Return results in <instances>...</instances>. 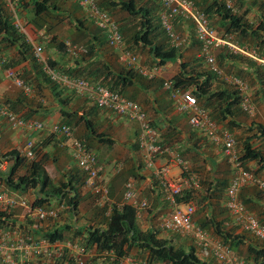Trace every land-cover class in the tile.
<instances>
[{
    "label": "trees",
    "instance_id": "16d2710c",
    "mask_svg": "<svg viewBox=\"0 0 264 264\" xmlns=\"http://www.w3.org/2000/svg\"><path fill=\"white\" fill-rule=\"evenodd\" d=\"M154 1L156 2L153 3V5L155 4L154 6L151 5V3L150 7L147 6L145 8L142 6L138 7L134 0H121L114 2L111 6L108 4L100 5L97 0L96 3L103 12L111 17L113 10H118L125 14L126 19L122 23H117L115 21L122 35L123 42H128L130 47L145 51L147 56H151V66L162 68L167 64H178L179 72L172 78L173 88L183 92H191L196 98L197 105L207 111L210 120L215 122L222 131H227L234 135L233 131L239 130L240 128V125L236 120L242 113L245 116L248 115L242 110V97L240 92L234 85H231L224 79L225 75L223 77L217 76L215 72L206 67L203 59L200 57L195 59L192 58L190 61H184L181 47L175 48L171 46L160 21L162 9L158 1ZM191 1L198 10L206 15L210 23H218V25H220L222 28V36L230 38L232 43L235 45L237 44L238 47L244 48L249 53H253L254 56L259 59H264V1L260 0L262 1L261 3L258 0H232L233 7H228L225 0ZM19 2H22L21 7L23 9H26L27 7L31 8V13L34 18L39 17L43 13H50L49 11L53 9H49L47 0H30L28 2L25 0H18V3ZM247 3H249V6ZM246 5L248 7H246ZM254 7L256 10L255 12H252ZM88 19L90 20L89 17ZM12 21L13 16L11 17L0 13V35L2 36V38L0 37V44H5L2 47L13 53L12 56L4 55L5 61L0 65V69L2 72L6 69H14L16 76L22 78L27 85L32 87L33 91L31 95L18 96V98H16L17 100L15 99L14 101L6 100L8 108L26 121H39L48 127L54 125V123L47 124L44 120L40 121L35 118L36 114H38L42 107L40 98L43 97H41V95L39 96L40 89L39 85L36 84L38 80H41L52 92L53 98L58 103V112L63 120L61 123L56 124L68 127L71 130V139H76L88 150L94 153L85 140L74 137L73 127L82 123L87 129V138L92 136L98 142L113 143V141L107 139L105 135L96 132L90 121L84 120L82 116L77 117L76 113L68 110L67 100L62 97V91H66L72 95H84H79L67 87L58 88L57 85L52 83L49 78L46 77L41 71L39 65L33 59L31 46L26 42L25 36L17 33L12 25ZM90 22L92 23L91 20ZM184 25H187L190 30L189 32L191 33V36L186 38L187 43L185 46L187 48H193L194 46L200 50V43L194 35L191 23L177 20L174 22L173 27H175L176 30H181ZM93 26L99 31L98 33H102L104 36V33L100 29L94 24ZM214 31L216 34H220L215 29ZM174 32L176 33L175 29ZM57 46L60 47V50L63 51V53L76 61H84L88 59L93 49L89 46L77 45L78 47L85 48L86 53L72 56L71 54L69 55L64 41L57 43ZM2 47L0 46V49L4 54ZM216 61L218 67L220 66L224 71L226 69L229 71V73L228 71L225 72L230 74V77L238 78L241 81H244L247 85L249 84L248 86L251 85L254 77L259 84L264 87V67L253 58L238 52L235 53L228 49H221L220 53L216 55ZM48 63L52 68L59 69V72L70 78L86 79L92 83L118 92L122 96L133 101H135L133 94L129 93L131 85L135 82L146 84L147 82H150V80H153L146 79L133 68L128 66L125 67L124 64L123 66L127 68L126 70L114 73L108 66L99 63H94L93 67L92 64L88 65L86 68L83 67L84 69L82 70L57 67V63L49 59ZM21 64L31 67L33 71L31 76H28L25 71L20 72L15 69L18 66H21ZM214 82L218 83L220 87L217 86V89L215 88V90H212ZM155 83L157 88H162V84L159 81H155ZM228 118H230V121L226 122ZM1 121L5 122L4 120ZM150 123L154 129L157 128L152 119H150ZM158 130L156 129L155 131L158 135L159 143L168 148L171 139L167 140V135L170 130L165 129L163 132H159ZM191 130L194 131L192 128ZM192 131H189V133H192ZM42 132L50 133L49 131L43 130L34 134ZM245 133L251 135L244 136ZM50 134L64 138L68 144V140L59 133ZM33 138L34 137L31 136L29 139L35 143ZM252 140H264V128L262 126L255 124L254 128L249 127L244 133H239L237 136L239 161L244 170L257 176L256 173L258 171L264 170V155L260 150H257V148L252 146ZM35 145L33 159L25 158L22 156L21 150L18 149L11 150L0 156L6 158L7 162L10 161V168L5 174L3 182L5 187L3 190L11 193L15 192L16 194L17 191L21 193L28 190H34L36 199L32 202L33 208L43 207L44 209H53L57 211L56 217L37 219L30 215L31 217H29V219L31 220H27L25 224H16L15 222H12L11 214L5 212L8 211L7 209L9 208H5V211H0V229L4 231L13 228L16 229L20 235L42 239L52 246L59 245L63 247V254L59 256L54 253L52 248L50 249L51 254L49 257L42 253L34 254L25 259L23 264H33L34 261H37L40 264H75L76 254L74 247L84 250L85 256L83 257V264H119L121 259L128 258L132 253H135V256L140 255L141 257L145 255V259L148 262L147 264H209L202 261L197 256L196 245L185 248L181 245L176 246L175 244H172L168 239L159 238V232L162 230L161 227L149 228L146 230L141 229L136 220L139 210L125 203L118 206L113 205L110 208L106 205H103L101 208L98 207V211H101V218L97 221L91 220L88 217L85 218L83 215L78 216V180L74 183L68 181L67 183L60 182L58 185L52 184L49 176L43 168V165L49 160L48 155H43L42 158L37 161L40 149L37 148V143ZM187 162L190 165V172L197 177L192 167L193 165H191L188 160ZM249 162H254L256 166H258V169L256 171L249 169L246 166ZM70 172H73L71 178L78 176L80 178L79 180H83V175L80 170H71ZM230 174V176H228V173L225 174L228 177H225L226 179L224 181H217L215 183V189L218 188L221 190V194L224 193L223 196L221 195L222 198L219 197V199H223L224 206L226 204V191L229 182L233 177L232 169ZM199 183L200 189H184L180 196H178L177 202L180 205L191 203L190 201L195 202L196 207L194 206L195 212L193 216H195V213L198 216V226H200L206 233L210 230L209 235L211 237H216L215 239H218L221 243L230 248L239 262L242 264H264V240L257 239L247 232L235 233L234 231L227 230L222 226V223L215 221V218L212 215H207L205 213L207 208L212 207V195H209V193L204 195V193H202V188L205 187V182L200 180ZM256 187L257 186L255 185L245 186L239 193V200L251 214L257 212V207L251 202L247 203L246 196H241L240 194L242 191L247 190V188H255L253 191L256 197L264 201V192L256 190ZM197 192L200 193L201 197H197L198 200H195ZM52 200L57 203L56 207L43 206L45 203ZM146 201L148 202L146 209H149L150 211L149 201ZM66 206H68V208H66ZM63 209L70 214V221L75 222L78 218V220L84 221L83 225H73V228L68 224L65 227H59L57 229L52 228L48 231L41 230L38 225L39 223L46 219L57 218L58 214ZM98 211L95 212L97 213ZM257 214L260 215L261 213ZM27 215L29 214L27 213ZM258 215L253 216L264 225L263 220H261ZM70 233H72V236H67ZM248 234L256 240H250L252 238L249 237ZM68 244L71 246V249L68 248ZM203 251L209 253L215 262H217L209 250L203 249ZM110 252L114 254V257L107 254ZM0 264H3L1 260Z\"/></svg>",
    "mask_w": 264,
    "mask_h": 264
},
{
    "label": "crops",
    "instance_id": "0c3cea01",
    "mask_svg": "<svg viewBox=\"0 0 264 264\" xmlns=\"http://www.w3.org/2000/svg\"><path fill=\"white\" fill-rule=\"evenodd\" d=\"M25 1L28 2L30 0ZM47 1L49 9H53L49 11L50 13H43L37 18L33 17L30 7H27L26 9H23L21 7L22 2H15L14 8L8 7L9 12L12 9L16 11L21 23L25 26V29L27 31V38L29 39V41L42 46L47 59L56 62L57 67H61L64 69L71 68L82 70L91 64L93 67L94 63L108 66L114 73H119L127 69L118 60L117 52L110 49L106 45L103 34L98 33L99 31L90 22L86 15L87 13L80 7L77 1ZM118 1L121 0H97L100 5L108 4L110 6L113 5L114 2ZM134 1L138 7L142 6L143 8L147 6L150 7L155 2L154 0ZM247 5L249 6V3H247ZM247 5L246 7H248ZM0 7L1 14H9L7 12V9L5 8L6 6L4 7L1 0ZM18 7H20V9H18L17 11L16 8ZM255 10L256 8L254 7L252 9V12H255ZM61 12L63 13L62 15ZM24 14L26 16H29L30 19L26 21L27 17H24ZM48 14H51L50 19L46 18ZM53 18L62 20L63 24H58L61 21L55 20ZM71 19H73V24ZM125 19L126 16L123 13V16L119 19V21L117 19V22L122 23ZM41 23L48 26L49 29V32L46 31V39L40 37L37 38L35 35L38 30L46 27L45 25L44 27L39 26ZM67 23L71 24V27L68 26ZM37 26L39 29H37ZM64 31L66 33L71 32L70 36H68V38H65L64 40H70L71 43L75 45H85L93 48L92 53L88 59L84 61L72 60L69 56H67L65 53H63V51L60 50V47L57 46V43L62 41L59 39V34L63 33ZM0 37L2 38L1 35ZM4 55H11V51L5 48ZM143 60L144 63H146L144 64V66L146 65L147 67V63L151 62V56L144 57ZM176 66H178V64L165 65L164 67L159 69L160 71L156 78L150 80V82H147L146 84L135 82L133 85H131L129 90V93L133 94L134 100L142 105L148 117L153 120L154 125L157 126V128H155L157 130L159 128V132H163L165 129L170 130V132L168 131L167 135V140L171 139L169 143L170 145L168 146L170 155L166 154L163 157L157 158L155 160L154 168H148L144 163L143 156L139 151L136 143L137 125L134 122L117 118L115 115L108 111L97 109L91 102V100L87 99L86 96L72 95L71 93L62 91V97L66 98L69 111L76 113L77 117L82 116L84 120L90 121L92 127H94L96 132L105 135L107 139L113 141V143H103L98 142L92 136H89L90 138H87V129L82 123L73 127L74 137L77 139L81 138L82 140H85L88 143L89 147H91V149L94 151L98 166L101 169V178L108 187V195L106 201H98L95 203V205L93 204L92 207H90L92 203L90 205H87L89 207H86V212L81 213L79 216L83 215V217H88L89 219L97 221L99 218H101V211H98V207L106 205L108 208H110L113 205H122L124 182L128 177H132L135 181V189L139 199L149 200V208L151 207L150 213L144 214L143 211L138 212L136 216L138 226L143 230L155 227L158 228L159 226H161V218L163 215L159 217L157 216V213L159 211H163V209H165V206H168L170 209L171 207L169 206L168 202L165 201V198L162 194V187L160 185L158 177L155 174V168L164 164L168 160V158L171 157V155H179L183 160H188L189 163L193 165L192 167L197 178L205 182V187H203L202 193H204V195H207L208 193L209 195H212V207L207 208L205 213L207 215H212L215 218V221L222 223V226L225 229L234 231L235 233H244L233 223L228 211L225 209L223 199H219V197L222 198L224 193L221 194L220 189H215V183L217 181H224L226 179L225 177L231 175V166L228 165V168L224 165V163L226 162V158L224 157L223 152L220 148L215 147L209 140L201 137L197 132L192 131L187 122L186 116L176 110L174 102L171 100V98L168 97V94L163 90V88L156 87L157 85L155 81H159L160 83L165 80L172 81V78L179 72V67ZM18 68L19 70L20 68L21 70L23 69L22 71H25L28 76H31L33 73L31 67L28 65L21 64V66H18L16 68V70H18ZM56 70L59 69L56 68ZM165 76L170 79L165 78ZM2 78V83H4L5 79L3 75ZM36 84L39 85L40 93L44 96V98H40L42 107L40 108L38 114H36L35 118L44 120L47 124L61 123L63 118L58 112V103L53 98L52 92L47 88L46 84L43 81L38 80ZM217 86L220 87L218 83L214 82L212 90H215V88L217 89ZM248 88V93L255 109L254 114L252 116H246L248 119V121H246L247 123H244L239 118L236 120V122L240 125V128L239 130L234 131L235 134H239L240 132L244 133V131H246L249 127L254 128L255 124L260 125L264 128V87L263 85H260L259 82L253 77L252 83L250 86H248ZM6 96L9 101H14L16 98H18L13 97V95ZM228 121H230V118H228L226 122ZM6 126L7 124L0 120V156L11 150H21L22 148L20 146L24 144L27 139L29 140L31 136L34 137L33 139L35 140V144L37 143V148L40 149V154L37 157V161L42 158L43 155H48L49 160L45 165H43V168L49 176L52 184L58 185L60 182L67 183L68 181L74 183L78 180L79 188L77 189V211H83V208L87 204V201L90 199L92 200V198L94 197V193L83 185V180H79L80 178L78 176L75 178H71L73 172L70 171L78 170V168L70 157L67 141H65V139L62 137L52 135L48 132L34 134L22 130H12L6 128ZM189 131H192L193 134L189 133ZM249 135L251 134H244V136ZM251 142L252 146L257 148V150H260V147L264 146V142L261 140H252ZM262 154L264 155V152H262ZM8 164H10V161L3 165L0 164V191L5 189L3 182L5 179V174L9 170L7 168ZM118 165L121 167V169L117 173L116 167ZM246 166L254 171L258 169V166H256L254 162H249L246 164ZM227 173L229 174L228 176L225 175ZM170 174V177L172 179L178 177V167L173 165L171 167ZM256 175L264 180V170L258 171ZM253 189L255 188H247V190L242 191L240 195L246 196L247 203L251 202L257 207V212H253L252 214L256 216L258 215L257 213H261L258 216H260V219L264 222V201L256 197ZM256 190L264 192V190H261L258 187H256ZM17 195L24 198L30 204H32V202L36 199L34 190H28L21 193L17 191ZM43 206L56 207L57 203L52 200L48 203H45ZM1 207L2 206L0 205V211L6 210L4 207ZM66 208H68V206H66ZM7 210L8 211L5 212L11 214L12 222H15L16 224H25L27 220H31L29 219V217L31 216L27 215L26 211L22 208H13ZM64 210L65 209H63L62 211ZM95 211L98 212L96 213ZM198 219L199 218L195 213V216H193V221L197 225L199 223ZM82 221L83 220H78V218L75 222L70 221L67 217V214H65L64 217L61 216L55 219H46L38 225L40 226L41 230L43 229L44 231H48L52 228L57 229L59 227H65L68 224L72 227L73 225L82 226L84 223V221ZM161 231L159 232L158 237L167 239L165 235L161 234ZM67 236H72V233ZM248 236L251 237V235L249 234ZM251 238L252 239L250 240H256L253 239V237ZM208 255L209 254H207L206 252L203 255H198L197 252V256L202 261H205L207 263Z\"/></svg>",
    "mask_w": 264,
    "mask_h": 264
},
{
    "label": "built area",
    "instance_id": "2783aa9c",
    "mask_svg": "<svg viewBox=\"0 0 264 264\" xmlns=\"http://www.w3.org/2000/svg\"><path fill=\"white\" fill-rule=\"evenodd\" d=\"M9 8H14L15 2L18 0H4ZM86 11L92 23L100 29L105 36L107 46L118 52L119 61L125 66L134 68L139 74L153 78L158 75L159 68H146L138 64V57L130 51L123 48V38L119 31L117 23L114 19L101 10L96 0H75ZM161 12V24L170 41L171 46L180 48L186 45V38H181L174 32L173 24L175 21L191 23L194 35L200 43V58L203 59L206 67L215 72L217 76H224L222 70L218 67L216 61V52L221 49H228L235 53H241L253 58L255 61L263 65L264 59H259L253 53H249L244 48L236 46L231 42L230 38L221 34H216L206 15L202 13L191 0H157ZM264 1V0H262ZM227 6L231 7L228 4ZM11 10V9H10ZM13 21L12 25L17 33L25 36L26 42L31 46L33 59L41 68V71L49 80L57 85L58 88H69L79 95L86 96L100 110L108 111L129 121L137 124V142L142 153L144 163L148 168L155 167V160L164 155H170L169 149L159 143L156 131L152 128L148 115L144 109L118 92L112 91L101 85H97L83 78H70L58 70L52 68L41 45L29 41L25 26L21 23L16 11L11 10ZM37 38H47L45 28H41L35 33ZM66 49L72 56L86 53V49L78 47L69 41H65ZM4 54L0 49V65L5 61ZM4 79L9 87L19 89L24 95L32 94V87L27 85L22 78L16 76L14 69H6L3 72ZM224 79L234 85L241 94L242 110L252 116L254 114V105L248 93V85L238 78L224 76ZM8 87V88H9ZM163 88L168 91L170 98L176 106V110L187 117L189 126L197 132L201 137L209 140L215 147L220 148L226 158L227 163L233 170V177L229 182L226 191L225 207L233 221V223L243 232L251 234L253 237L264 240V225L260 223L251 213H249L239 200L240 190L248 185H255L264 190V180L251 172L244 170L239 161L236 151V139L232 133L222 131L220 127L210 120L207 111L197 105L196 98L191 92H183L173 88L170 80L163 82ZM0 120H4L12 130L28 131L29 133H37L40 131H49L50 133H59L68 140L69 154L77 168L85 176L84 185L94 194L104 199L108 195V188L103 183L100 176L101 169L98 166L95 154L88 150L82 143L76 139H71V130L66 126L57 124L48 127L39 121H29L16 115L8 106L0 103ZM264 142V140H263ZM35 143L27 140L22 149L21 154L27 159H33ZM7 163L6 158L0 157V164ZM175 165L179 169V175L175 179L170 177L171 167ZM121 167L116 170L119 172ZM155 174L159 179L162 187V194L165 201L171 207L170 214L161 220V228L169 230L177 234L190 237L194 244L205 250H209L216 261L220 264H242L235 257L233 252L218 239L211 237L200 226L193 221L195 207L188 203L180 205L177 202L178 196L186 188L194 190L199 189L200 183L197 177L190 172V165L179 155H171L168 160L155 168ZM184 174V175H183ZM123 202L136 208L137 210H145L148 206L146 200H141L135 189V181L127 179L123 185ZM0 205L4 208H22L29 215L37 219L45 217H56L57 211L53 209H44L43 207L33 208L24 198L16 193L5 190L0 191ZM138 211V212H139ZM68 248L71 246L68 244ZM54 253L61 256L63 247L59 245L47 244L44 240L23 236L13 228L9 230L0 229V260L3 264H23L25 259L34 254H44L50 256V249ZM75 248V264H83L85 252L83 249ZM72 248V249H74ZM114 257L113 253H107ZM69 264V263H68ZM71 264V263H70ZM119 264H145L128 257L121 259Z\"/></svg>",
    "mask_w": 264,
    "mask_h": 264
},
{
    "label": "rangeland",
    "instance_id": "374dc122",
    "mask_svg": "<svg viewBox=\"0 0 264 264\" xmlns=\"http://www.w3.org/2000/svg\"><path fill=\"white\" fill-rule=\"evenodd\" d=\"M2 1V3H3V5H4V7L7 9V12L9 13L8 15L9 16H11V11L9 12V10H8V6H7V4L5 3V1L4 0H1ZM228 1V4L231 6V7H233V2H232V0H225V2H227ZM259 2H261L262 3V1H260V0H258ZM15 7V6H14ZM1 8V7H0ZM18 9H20V7H18V8H16V10L18 11ZM22 13H24V12H22ZM63 13L61 12V15H62ZM112 14V16H113V19L117 22V19H118V21H119V19L123 16V13L122 12H120V11H114L113 10V12L111 13ZM25 15V14H24ZM24 17H27L26 18V21L27 20H29L30 19V17L29 16H24ZM46 18H51V14H48L47 16H46ZM53 19H55V20H60V19H58V18H53ZM65 19V18H64ZM72 20V24H73V19H71ZM25 21V22H26ZM61 22L60 23H58V24H63L62 23V20H60ZM117 23H119V22H117ZM44 25L45 24H40L39 26H43L44 27ZM59 25V26H60ZM67 25L68 26H70L71 27V24H68L67 23ZM210 25L212 26V28L213 29H215L217 32H219L220 34H221V31H222V28L220 27V25H218V23H210ZM46 26V25H45ZM37 29H39L38 27H37ZM45 29H46V31L47 32H49V29H48V26H46L45 27ZM174 29H175V31H176V34L177 35H179L181 38H187V37H189V36H191V33L189 32L190 30L188 29V27H187V25H184L182 28H181V30H176V28L174 27ZM34 33H35V31H34ZM70 34H71V32H69V33H66L65 31L63 32V33H61V34H59V39L60 40H62V41H66V40H64L65 38H68V36H70ZM61 41V42H62ZM68 41H70V40H68ZM71 42V41H70ZM0 46L2 47L3 45H1L0 44ZM3 48V50H4V47H2ZM124 48L125 49H127V50H129V51H131V52H133L137 57H138V64H140L141 66H144V64H146V63H144V57H147V54H146V52L145 51H141L140 49H135V48H132V47H130L129 46V43L128 42H125L124 41ZM181 49H182V52H183V59H184V61L186 60V61H190L192 58H198V57H200V51H199V49H197L196 47H194L193 46V48H187L186 46L184 47H181ZM218 53H220V51H217L216 52V55L218 54ZM13 55V53L11 52V56ZM148 65H147V67H152L151 65H150V63H147ZM177 65V64H176ZM146 66V65H145ZM125 67H127V66H125ZM176 67H179V66H176ZM220 67V66H219ZM16 69V68H15ZM21 69V68H20ZM220 69H221V67H220ZM18 70H19V68H18ZM222 70V72L224 73V75L225 76H231L230 74H228L229 73V71L226 69L225 71H228V73H226L224 70H223V68L221 69ZM20 72H22V70H19ZM2 75H3V73H2V71H1V69H0V103H2V104H4V105H6V106H8V103H6V100L8 101V98H7V96L6 95H13V97H18V96H20L21 97V95H23V93L19 90V89H17V88H14V87H9L8 86V84L6 83V81L4 80V83H2ZM169 77V76H168ZM165 78H167L166 76H165ZM167 79H170V78H167ZM9 87V88H8ZM185 92H189V91H185ZM36 93V92H35ZM41 95V97H43L44 98V96L40 93L39 94V96ZM239 119H241L244 123H247L246 121H248V119H247V117L245 116V115H243V113L240 115V117H239ZM40 120V119H39ZM41 121V120H40ZM6 128H9L8 126H6ZM10 129V128H9ZM233 133H234V135H235V138H236V151H237V153H238V147L239 146H237V136H238V134H235V132L233 131ZM241 134H242V132H240ZM28 140V139H27ZM26 142V141H25ZM23 145L24 144H22L20 147H23ZM260 150L262 151V152H264V146H261L260 147ZM185 160V159H184ZM56 161V160H55ZM185 161H187V160H185ZM224 165L226 166V167H228V163H227V161L224 163ZM7 168L9 169L10 168V164H8L7 165ZM229 168V167H228ZM230 170H231V168H230ZM128 178H132V177H128ZM199 181H200V179H198ZM200 189V188H199ZM203 189V188H202ZM197 196H196V199L195 200H198L197 199V197H201L200 196V193L199 192H197V194H196ZM98 198L96 197V196H94L93 198H92V200L90 199V200H88L87 201V204L84 206V208H83V211H81V210H79V211H77V215L79 216L81 213H84V212H86L85 211V209H86V207H89V206H87V205H90L91 203H92V205L90 206V207H92L93 206V204H95L96 203V200H97ZM149 201V200H148ZM194 206H195V202H193V201H190ZM151 205V204H150ZM196 207V206H195ZM101 208V207H100ZM151 208V207H150ZM143 212H144V214H147V213H150V211H149V209H145V210H143ZM170 212H171V209L168 207V206H165V209H163V211H159L158 213H157V216H161V215H163L162 216V218L161 219H163V218H166L169 214H170ZM65 214H67V217L70 219V214H68V212L67 211H60V213L58 214V217L57 218H59V217H64V215ZM70 216V217H69ZM86 218V217H85ZM92 220V219H91ZM159 228H160V226H159ZM163 231H161L162 233L161 234H163V235H165L166 237H167V239L168 240H170L172 243H175V245L177 246V245H181V246H184L185 248H188V247H191V246H194L195 244H194V242L192 241V239L190 238V237H188V236H183V235H180V234H177V233H175V232H172V231H169V230H164V229H162ZM210 231V230H209ZM207 232L208 234H210V232ZM213 238H216V237H214L213 236ZM196 249H197V252H198V255H203L204 253H205V251L203 252V250L201 249V248H199V247H195ZM207 254H209V253H207ZM210 255V254H209ZM207 256V260H208V263L209 264H217L216 262H215V260L213 259V258H211L210 256ZM129 257H131V258H134L135 260H137V261H141V262H144V263H148L147 262V260L145 259L146 257H145V255H143V257H141L140 255H136L135 256V253H132V255H130ZM33 259V258H32ZM33 264H40L39 262H35L34 261V263ZM155 264H161V263H155Z\"/></svg>",
    "mask_w": 264,
    "mask_h": 264
},
{
    "label": "clouds",
    "instance_id": "9594fccd",
    "mask_svg": "<svg viewBox=\"0 0 264 264\" xmlns=\"http://www.w3.org/2000/svg\"><path fill=\"white\" fill-rule=\"evenodd\" d=\"M115 21V20H114ZM66 41H68V40H66ZM65 42V41H64ZM70 42V41H69ZM110 48V47H109ZM111 49V48H110ZM140 65V64H139ZM141 66V65H140ZM143 67H146V66H143ZM153 67V66H152ZM152 67H150V68H152ZM146 68H149V67H146ZM134 69V68H133ZM160 69V68H159ZM135 71H137L136 69H134ZM138 72V71H137ZM141 75V74H140ZM141 76H143V75H141ZM143 77H145V76H143ZM145 78H147V79H154V78H156V76L155 77H153V78H148V77H145ZM171 81V80H170ZM163 82L164 81H162V88H163ZM173 83V82H172ZM163 90L168 94V97L170 98V95H169V93H168V91H166L164 88H163ZM126 98V97H125ZM128 99V98H127ZM130 100V99H129ZM172 100V99H171ZM131 101H133V100H131ZM133 102H135V101H133ZM137 103V102H136ZM137 104H139V103H137ZM141 107H142V105L141 104H139ZM95 106V105H94ZM143 108V107H142ZM144 109V108H143ZM145 111V110H144ZM146 112V111H145ZM147 114V113H146ZM117 118H120V117H117ZM149 118V117H148ZM120 119H122V118H120ZM151 118H149V120H150ZM124 120H126V119H124ZM126 121H129V120H126ZM132 122H134V121H132ZM135 123V122H134ZM136 124V123H135ZM151 124V123H150ZM137 125V124H136ZM152 126V125H151ZM152 128H153V126H152ZM154 129V128H153ZM154 130H156V129H154ZM137 133H138V128H137ZM136 142H137V136H136ZM137 146H138V142H137ZM138 149H139V147H138ZM139 151H140V149H139ZM141 152V151H140ZM142 154V153H141ZM77 167V166H76ZM119 167V165L116 167V169ZM79 170V169H78ZM81 172V171H80ZM116 172H117V170H116ZM118 173V172H117ZM81 174H82V172H81ZM83 175V174H82ZM100 176H101V173H100ZM127 179H133V178H127ZM126 179V180H127ZM83 180L85 181V176L83 175ZM134 180V179H133ZM84 181H83V185H84ZM103 181V180H102ZM104 183V182H103ZM107 185V184H106ZM85 186V185H84ZM108 188V187H107ZM94 196H96L98 199L96 200V202H100V201H106V199H107V197L106 198H104V199H101L100 198V196L99 195H97V194H94ZM123 200V199H122ZM123 204H124V202H123ZM128 205V204H127Z\"/></svg>",
    "mask_w": 264,
    "mask_h": 264
}]
</instances>
